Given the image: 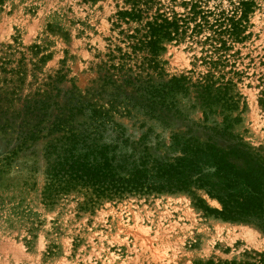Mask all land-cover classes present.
Masks as SVG:
<instances>
[{
  "label": "rangeland",
  "instance_id": "obj_1",
  "mask_svg": "<svg viewBox=\"0 0 264 264\" xmlns=\"http://www.w3.org/2000/svg\"><path fill=\"white\" fill-rule=\"evenodd\" d=\"M149 1L147 16L158 11L171 17L189 7V0ZM237 1L202 0V6L228 13ZM131 3L0 0V264H258L264 259V231L206 212L205 207L220 209V204L202 190L131 195L94 206H84L81 193L44 202V150L52 137L44 130L37 138H26L31 127L21 128L25 102L44 90L62 102L64 93L75 87L89 92L93 104L108 108L116 91L103 83L108 71L104 64L111 63L107 55L114 51L118 56L117 48L129 52L127 36L145 21L118 20L116 14L130 10ZM189 33L165 43L159 56L163 74L154 75V83L184 75L193 84L208 72L223 76L232 83L229 93L238 101L232 116L240 122L225 129L219 114L204 120L191 87L186 96L178 95V114L170 113L164 122L136 110L127 115L123 104L111 112L114 121L129 144L146 146L151 156L170 157L171 137L180 134L210 140L264 166V107L259 104L264 91V0H256L248 15L245 40L231 44L215 68L209 58L216 60L217 54L202 43L209 32ZM115 74L114 79L120 75ZM123 99L120 94L117 100Z\"/></svg>",
  "mask_w": 264,
  "mask_h": 264
},
{
  "label": "trees",
  "instance_id": "obj_2",
  "mask_svg": "<svg viewBox=\"0 0 264 264\" xmlns=\"http://www.w3.org/2000/svg\"><path fill=\"white\" fill-rule=\"evenodd\" d=\"M128 1H132L131 9L119 11L118 20L126 24L145 21L127 36L129 52L122 53L117 48L118 56L114 51L107 55L111 63L104 64L108 71L103 83L116 91L107 103L108 108L93 104L88 99L89 92L83 94L75 87L64 93L62 102L57 100L58 95L52 97L50 90L36 93L25 102L21 128L31 127L26 138H37L44 130L52 137L44 150V202L54 204L60 196L81 193L84 206H94L131 195L197 189L220 204V209L205 207L206 212L226 222L252 224L264 231L263 165L238 151L224 150L210 140L200 142L180 134L171 137L169 150L174 153L170 157L151 156L146 146L129 144L122 126L111 115L116 105L123 104L127 115L136 110L149 119L164 122L170 113L173 117L178 114V95L186 96L191 87L204 120L219 114L225 129L238 124L240 117L232 116L238 101L229 93L232 83L224 81L223 76L208 72L193 84L184 75L155 84L153 76L163 74L159 56L165 51V43L177 41L188 31L191 36L209 32L202 43L217 54L216 60L209 58V64L215 68L225 59L223 54L231 49V44L245 40L248 15L256 0H238L228 13L204 10L202 0H189L185 3L189 6L186 13H174L171 17L158 11L147 16L149 0ZM113 61L117 63L112 64ZM115 73H120L116 79ZM125 88L131 91L127 93ZM120 94H124L123 101L117 100ZM259 104L264 107V91ZM29 120L35 121L33 125ZM193 264L256 262L208 260ZM258 264H264V259L260 257Z\"/></svg>",
  "mask_w": 264,
  "mask_h": 264
},
{
  "label": "bare ground",
  "instance_id": "obj_3",
  "mask_svg": "<svg viewBox=\"0 0 264 264\" xmlns=\"http://www.w3.org/2000/svg\"><path fill=\"white\" fill-rule=\"evenodd\" d=\"M205 197H206V195H205ZM208 197V196H207ZM209 198V197H208ZM210 199V198H209ZM210 201H213V202H216L215 200H210ZM215 204V203H214Z\"/></svg>",
  "mask_w": 264,
  "mask_h": 264
}]
</instances>
